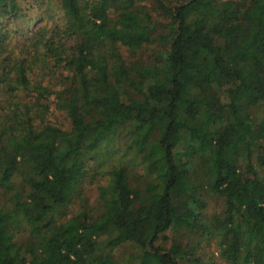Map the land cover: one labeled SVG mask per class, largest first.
Instances as JSON below:
<instances>
[{"label":"trees","instance_id":"obj_1","mask_svg":"<svg viewBox=\"0 0 264 264\" xmlns=\"http://www.w3.org/2000/svg\"><path fill=\"white\" fill-rule=\"evenodd\" d=\"M149 3L0 0V264H264V0Z\"/></svg>","mask_w":264,"mask_h":264},{"label":"rangeland","instance_id":"obj_2","mask_svg":"<svg viewBox=\"0 0 264 264\" xmlns=\"http://www.w3.org/2000/svg\"><path fill=\"white\" fill-rule=\"evenodd\" d=\"M149 1H150L149 4H152L153 0H149ZM39 26H40V24H39V23H36L35 26H34V28L36 29V28L39 27ZM144 56H147V53H146ZM134 170H135V173H140V172L142 171L140 168H137V169H134ZM87 192H88V196H89V201H90V203H91V204H94V205H96V207H98V202H97L98 198H97V194H96L95 187H93L92 189L89 188ZM97 209H98V208H97ZM97 209H96V210H97ZM74 210H75V209H74ZM22 237L25 238V235H23ZM159 243H161L162 245L166 246L167 248L170 247V246H169L170 244L167 243V241H165L164 239H161V240L159 241ZM206 248H207V246H205V249H206ZM212 250H216V251H217V244H216L215 241H213V242L211 243V246H210V248L208 249V251H212ZM130 252H133L132 249L127 248L126 251H125L124 249L119 250L117 254H118L119 256H126V255L131 254ZM213 262H214L215 264H219L221 261L216 257L215 259H213Z\"/></svg>","mask_w":264,"mask_h":264}]
</instances>
